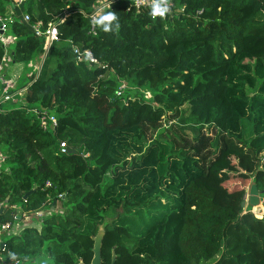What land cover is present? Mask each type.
<instances>
[{"label":"trees","instance_id":"16d2710c","mask_svg":"<svg viewBox=\"0 0 264 264\" xmlns=\"http://www.w3.org/2000/svg\"><path fill=\"white\" fill-rule=\"evenodd\" d=\"M164 1L162 16L153 5L112 1L99 19H115L91 33L95 0H0L4 66L42 51L32 26L66 13L48 48H57L55 67L49 72L44 61L16 94L21 105L0 103V224L57 202L63 210L45 215L40 230L5 234L0 264H89L100 227L102 264L113 254L114 264H264V211L241 206L251 184L264 206V0ZM73 46L97 63L78 61ZM122 81L128 88L117 94ZM246 86L256 92L247 96ZM180 109L192 135L181 126L168 141L155 135L165 111ZM42 113L56 125L40 127ZM148 140L124 160L128 146L140 151ZM230 154L247 163L233 190L219 178ZM104 205L130 210L129 221L108 219Z\"/></svg>","mask_w":264,"mask_h":264},{"label":"rangeland","instance_id":"374dc122","mask_svg":"<svg viewBox=\"0 0 264 264\" xmlns=\"http://www.w3.org/2000/svg\"><path fill=\"white\" fill-rule=\"evenodd\" d=\"M11 1V3L14 6H18L20 7V4L22 1L24 0H7ZM169 5V2L166 1ZM8 10H10V8L8 7ZM57 48H54L53 50L50 49H46V50H40L38 51L28 62H13L12 65L9 66V63L5 64L2 74L4 75V79L0 85L1 90H3L4 88L8 89V90H12V91H17V92H22L23 93V88H25V86L27 84L30 83V81L39 74V71L44 63V61L46 59H48V65H47V70L49 72L52 71V69L55 67L56 64V60H57ZM50 50V51H49ZM128 88V84L125 81H122L119 83L118 88H117V94H119L122 90ZM246 95L247 96H251L252 94H254L256 92L255 87H251V86H246ZM2 97V92L0 91V98ZM144 97L146 99H151V93L149 91H144ZM17 105H21L19 99L15 102ZM14 103V105H15ZM4 104V102H3ZM12 104L6 103L4 105V107L9 108L11 107ZM180 115L178 116H174L171 114V112L165 111V113L162 116V122H161V126L159 127V129L157 130V132H155V135H159L160 134V138H163V140L168 141L170 140L171 136H172V132L176 131V127H172V126H181V127H188V129H185V132H187L189 135H192V131H191V127H193V125L190 122H185L184 121V112L183 109L179 110ZM43 115V114H42ZM39 126L44 128H48V123H47V119L45 120L44 116H40L39 120H38ZM171 127V128H170ZM211 131H207V133L209 135H211L210 133ZM150 138V137H149ZM153 138V136L151 137ZM136 143V147H139V145H141L139 143V141H134ZM169 143V142H168ZM149 145V140L145 141L144 144L142 145V147L140 148V151L135 149V148H131L130 146H128V150H127V156H124V160L127 161H131L133 159V157L140 155L141 153H143L147 146ZM1 154V153H0ZM262 161H264V150L262 152L259 153L258 155ZM247 163L244 162V160L241 158V155H235V154H230L225 158V162L219 166V178L222 179V176L224 178V181H222V185L223 187H226L227 190H233L234 187L239 186L242 183L241 177H240V173L242 172H246L245 169V165ZM8 170V168H6ZM168 181L169 179H167L166 181H163V183H161L162 187H164L165 189H168ZM249 186H246V191L243 194V200L246 201V203L248 202V189ZM261 194H258V201L255 205L250 206V205H246V207H242V211H245L246 209H250L256 216H260L262 214V212L264 211V206L262 201H260L261 199ZM264 198V197H263ZM242 200V201H243ZM160 201L165 202L164 197L162 196L160 198ZM241 201V202H242ZM152 206V205H150ZM256 207L259 208V211L256 213L255 209ZM104 211H111L112 212V216L109 215V217H107L108 219H114L117 222H126L129 221L130 217H131V211L130 210H124L123 208H121L120 206L114 207V208H110L109 205H104ZM0 209L2 210V207H0ZM102 209L99 208V210ZM148 209V208H147ZM145 208V210H142L141 215L143 216V218H146L148 215V211ZM63 210V206L61 204V202H57L56 205L53 208H49L47 210L41 209L35 212H28V211H18L20 216H17V221L15 223L14 228V232H10L11 233H19L22 228L24 227H36V229L40 230L41 227V219L45 217V215L51 213V212H62ZM8 234V233H7ZM6 234V235H7ZM9 235V234H8ZM6 236L3 235L1 236V243L3 242L4 238ZM0 243V244H1ZM41 262V261H38Z\"/></svg>","mask_w":264,"mask_h":264},{"label":"built area","instance_id":"2783aa9c","mask_svg":"<svg viewBox=\"0 0 264 264\" xmlns=\"http://www.w3.org/2000/svg\"><path fill=\"white\" fill-rule=\"evenodd\" d=\"M112 1H115V0H95L92 12L88 15L91 33H95V26H96L95 21L99 19V16L103 12V10L106 7H108L110 2H112ZM131 2L137 9L145 8L147 6L154 5V4H160L162 6L161 7L162 9H164V7L168 8V3L164 0H161V1L131 0ZM65 15H66V13L58 16L56 18V19H58V21L55 20L54 22H49L47 24L46 28H43L41 23H37V24H34L32 26L34 34L37 37H43L44 38L43 50H46L47 48H49L51 43L58 41L57 24L64 19ZM6 20H7L6 18L0 17V32H3L4 30H6ZM23 20H25V21L28 20L27 14L23 15ZM0 40L2 41V43H4V45H6L9 42V38H7L3 35H0ZM73 51L76 54L78 61H82L84 59H87L90 64H96L97 63V60L93 57V55L90 53L89 50L81 51L77 46H73ZM3 68H4V65L2 63H0V81H2V78H3V74H2ZM16 94L22 95L23 93L22 92L10 93V91L8 89L4 88L2 90V97L0 98V103L6 102L8 100L16 101ZM42 114L40 116H44L45 120L46 119L49 120L53 126L56 125L55 116L46 115L45 113H42ZM40 116H39V118H40ZM58 149L61 153H65L68 150L66 142L61 141L59 143ZM3 161H4V156H2L0 154V164ZM14 226H11L9 223L0 224V235L2 233H6V232L9 233L11 231H14V228H13ZM2 245L3 244L1 243L0 247Z\"/></svg>","mask_w":264,"mask_h":264},{"label":"water","instance_id":"95a60500","mask_svg":"<svg viewBox=\"0 0 264 264\" xmlns=\"http://www.w3.org/2000/svg\"><path fill=\"white\" fill-rule=\"evenodd\" d=\"M27 195H28V193L26 195H24V198ZM248 195H249L248 202L246 203V201L243 200L241 202V206L242 207H246V205L253 206V205H255L257 203V201H258V191H257V188H256V185L255 184H251L249 186ZM0 211H1V209H0ZM255 211L257 213L259 211V208L256 207ZM103 234H104V231L100 227L97 230V232L94 235V237H93V247H92L93 256H92L91 261H90L89 264H101L100 248H101ZM114 259H115V256L113 254L110 264H114ZM78 264H84V263L79 262ZM208 264H210V263H208Z\"/></svg>","mask_w":264,"mask_h":264},{"label":"clouds","instance_id":"9594fccd","mask_svg":"<svg viewBox=\"0 0 264 264\" xmlns=\"http://www.w3.org/2000/svg\"><path fill=\"white\" fill-rule=\"evenodd\" d=\"M161 7H162V6H161L160 4H154V5H153V8H152V9L156 10V11H155V14H156V15H157V14H159V15H161V16L163 15V13L159 11V9H160ZM164 10L167 11V8L164 7ZM114 19H115V17H114L111 13H108L107 15H104V16H102L100 19L96 20L95 23L99 25V24L101 23V21H103V23H104V22H106V21H112V20H114ZM107 26H108V25L105 23V29H107Z\"/></svg>","mask_w":264,"mask_h":264},{"label":"crops","instance_id":"0c3cea01","mask_svg":"<svg viewBox=\"0 0 264 264\" xmlns=\"http://www.w3.org/2000/svg\"><path fill=\"white\" fill-rule=\"evenodd\" d=\"M3 79H4V75H3V78H2V81H3ZM1 81V82H2ZM11 232H14V231H11ZM10 233V232H9ZM5 234H7V232L6 233H2L1 235H0V239H1V236H3V235H5ZM1 241V240H0ZM1 243V242H0ZM1 245V244H0Z\"/></svg>","mask_w":264,"mask_h":264},{"label":"flooded vegetation","instance_id":"af4514ba","mask_svg":"<svg viewBox=\"0 0 264 264\" xmlns=\"http://www.w3.org/2000/svg\"><path fill=\"white\" fill-rule=\"evenodd\" d=\"M100 258H101V255H100ZM111 263V262H110ZM101 264H102V261H101Z\"/></svg>","mask_w":264,"mask_h":264}]
</instances>
